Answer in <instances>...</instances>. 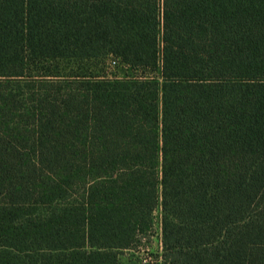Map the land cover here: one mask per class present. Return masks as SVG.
<instances>
[{"label": "trees", "instance_id": "trees-1", "mask_svg": "<svg viewBox=\"0 0 264 264\" xmlns=\"http://www.w3.org/2000/svg\"><path fill=\"white\" fill-rule=\"evenodd\" d=\"M157 213L161 264H264V0H0V264H119Z\"/></svg>", "mask_w": 264, "mask_h": 264}, {"label": "rangeland", "instance_id": "rangeland-1", "mask_svg": "<svg viewBox=\"0 0 264 264\" xmlns=\"http://www.w3.org/2000/svg\"><path fill=\"white\" fill-rule=\"evenodd\" d=\"M124 69L119 66L106 67L105 75L123 76ZM141 75V73H137ZM156 214L153 231L150 233V238H143L141 243L135 249H125L119 255V264H161L162 255V234L160 217Z\"/></svg>", "mask_w": 264, "mask_h": 264}, {"label": "built area", "instance_id": "built-area-1", "mask_svg": "<svg viewBox=\"0 0 264 264\" xmlns=\"http://www.w3.org/2000/svg\"><path fill=\"white\" fill-rule=\"evenodd\" d=\"M116 63H117L116 60L113 59V60L111 61V66H115Z\"/></svg>", "mask_w": 264, "mask_h": 264}]
</instances>
